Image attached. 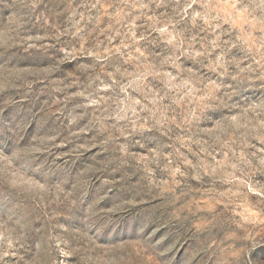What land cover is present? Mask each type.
Listing matches in <instances>:
<instances>
[{"label":"rangeland","instance_id":"obj_1","mask_svg":"<svg viewBox=\"0 0 264 264\" xmlns=\"http://www.w3.org/2000/svg\"><path fill=\"white\" fill-rule=\"evenodd\" d=\"M0 264H264V0H0Z\"/></svg>","mask_w":264,"mask_h":264}]
</instances>
